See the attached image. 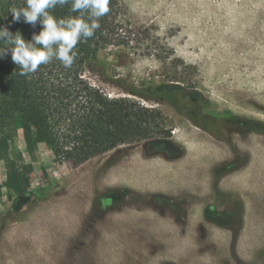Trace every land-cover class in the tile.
Here are the masks:
<instances>
[{"label":"rangeland","instance_id":"1","mask_svg":"<svg viewBox=\"0 0 264 264\" xmlns=\"http://www.w3.org/2000/svg\"><path fill=\"white\" fill-rule=\"evenodd\" d=\"M118 1L135 41L100 52L82 76L147 110L142 127L151 139L75 166L57 162L45 143L32 160L20 129L12 145L33 162L31 188L28 196L11 193L0 162V264H264V0ZM163 83L202 99L152 95ZM196 127L227 149L214 162L215 192L188 195L186 212L174 207L188 193L178 185L147 192L135 182L184 185L186 173L161 158L139 157L114 172L146 146L182 145L177 137ZM207 206L231 216L225 228L206 220Z\"/></svg>","mask_w":264,"mask_h":264},{"label":"trees","instance_id":"2","mask_svg":"<svg viewBox=\"0 0 264 264\" xmlns=\"http://www.w3.org/2000/svg\"><path fill=\"white\" fill-rule=\"evenodd\" d=\"M25 6L26 0H0V28L7 27L13 35L19 32L26 42H31L33 35L43 30L41 22L33 26L23 17L14 22L10 12L13 7ZM49 11L58 20L79 16L71 11V0ZM98 23L93 37L74 48L76 56L69 68L53 59L35 73L20 76L10 51L0 58V162L5 163V184L11 193L28 196L31 188L33 162H26L23 153L12 145L20 129L32 160L38 145L45 143L57 162L75 166L121 145L151 139L142 127L147 110L127 98L108 97L82 76L85 66L99 60L100 52L110 47L126 49L135 41V33L122 19L118 0H109V12ZM180 92L202 99L198 91L180 83H163L151 90L154 96ZM76 104H80L78 110L73 109ZM136 107L138 110L133 111Z\"/></svg>","mask_w":264,"mask_h":264},{"label":"clouds","instance_id":"3","mask_svg":"<svg viewBox=\"0 0 264 264\" xmlns=\"http://www.w3.org/2000/svg\"><path fill=\"white\" fill-rule=\"evenodd\" d=\"M69 0H26V6L10 9L14 22L21 17L25 23L35 26L39 20L43 30L26 42L18 32L13 35L7 27L0 28V58L11 52L12 60L20 69V76L35 73L43 64L59 60L65 68L72 66L74 48L82 40L93 37L99 28L98 20L109 12V0H71V11L79 16L57 19L49 9L64 6ZM85 17H87L85 19Z\"/></svg>","mask_w":264,"mask_h":264},{"label":"crops","instance_id":"4","mask_svg":"<svg viewBox=\"0 0 264 264\" xmlns=\"http://www.w3.org/2000/svg\"><path fill=\"white\" fill-rule=\"evenodd\" d=\"M177 133L178 131H174L173 135ZM177 138L182 145L174 144L171 148H166L160 144L150 146V148L146 146L140 151L129 154L125 160H120V162L116 165L114 172L119 173L127 171L128 168H134L135 166L133 165V161L137 160L139 157H149L152 159L159 157L167 163L165 164L167 168L174 170L175 167H177V169L185 172L187 179L184 181V185H181L178 184L176 180L172 181L163 177L161 182L155 187L150 186L149 182L142 177L136 179L135 182L139 185H146L145 188L147 192H150L155 188L160 189L161 186L164 185H167L168 188L173 185H178L181 189L179 191L181 194L188 192L186 193L187 195H195L197 197L208 195L205 190L207 189L209 191L208 188L210 187L212 189L214 185V177L212 174L214 162H222L225 160V152H223V149L227 148L218 145L219 141L215 138L214 140L211 135L199 128L196 130H187L185 136ZM166 139L167 138H163L162 140ZM133 173L139 172L134 170ZM137 175L138 174H135L134 176ZM199 185L204 187H199ZM200 189H202V194H195V191ZM169 190L170 189H168V191Z\"/></svg>","mask_w":264,"mask_h":264},{"label":"flooded vegetation","instance_id":"5","mask_svg":"<svg viewBox=\"0 0 264 264\" xmlns=\"http://www.w3.org/2000/svg\"><path fill=\"white\" fill-rule=\"evenodd\" d=\"M228 121H230V118L227 119ZM168 139V138H167ZM162 145V144H160ZM169 145V144H168ZM166 142H164V147L168 148L170 146H168ZM222 170L220 169L218 171V174H221ZM212 192H215V189L212 188ZM167 196L164 192H160L157 197L161 199V201L167 203ZM195 196V195H194ZM189 197L190 198H194L193 196H184L183 198H181L180 200H174L173 202H176L174 204V207H179V209L181 210L180 212L178 213H181L183 210L186 212L185 210V207H188L190 204L189 202ZM180 202V203H178ZM181 207H184V209H181ZM204 216L206 217V220L210 223H213V224H217L218 226H220V228H225L224 225L227 224V220L228 218L231 216L228 214V213H225V212H220L218 211L216 208H214V206H207L206 209H205V212H204ZM227 228V227H226Z\"/></svg>","mask_w":264,"mask_h":264}]
</instances>
